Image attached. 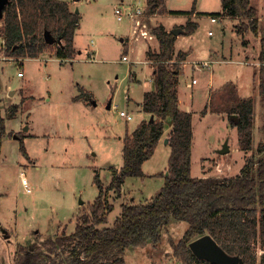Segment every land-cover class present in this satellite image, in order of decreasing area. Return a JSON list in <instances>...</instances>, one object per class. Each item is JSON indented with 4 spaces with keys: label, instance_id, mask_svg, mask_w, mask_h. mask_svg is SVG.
I'll return each instance as SVG.
<instances>
[{
    "label": "rangeland",
    "instance_id": "rangeland-1",
    "mask_svg": "<svg viewBox=\"0 0 264 264\" xmlns=\"http://www.w3.org/2000/svg\"><path fill=\"white\" fill-rule=\"evenodd\" d=\"M129 1L124 0V3ZM70 2L82 17L75 36L76 45L83 51L80 58L61 64L57 57V43L37 58L20 60L0 52V99L6 131L25 134L24 142L29 153V158L23 155L16 137L9 134L4 137L0 153V218L5 227L13 225L18 240L28 237L27 244L23 245L28 252L36 251L35 244L42 242V238L73 232L77 218L89 213V205L98 195L95 174L99 173L101 183L106 187L112 180L110 168L123 165V141L119 134H124L127 129L132 131L146 114L141 110L132 111L134 119L127 121L120 116V111L134 110L136 102L150 87L152 69L146 59V50L158 51L160 47L152 31L153 34L145 39L129 41V20L120 22L114 13L115 6L123 1ZM194 2L167 0V7L190 11ZM252 5L264 16V0H252ZM220 11L222 0H196L192 20L198 22L199 27L192 34H182L177 41L178 49L193 48V58H198L185 64V74L180 77L179 85L181 105L194 109L191 111L194 176H233L253 153L239 148L237 128L231 125V117L225 112L224 107L235 99L253 97L255 100L254 151L264 138V98L256 90L258 82L254 77L263 49L264 19L259 21L261 31L258 33L248 29L245 30L247 36H238L241 19L236 22L220 16L216 22L211 20L209 14ZM162 13L167 16L154 15L150 28L162 25L163 21L166 24L173 21L169 29H183L188 18L167 11ZM121 36L128 39V46ZM244 45L247 50H243ZM222 47L228 50L227 59L230 61L210 65L208 52ZM125 55L129 60H123ZM205 61L209 62L208 66L198 63ZM133 65L142 79L140 83L131 80ZM19 72L23 75L20 76ZM193 79L196 83H192ZM78 84L91 92L93 100L90 105L81 101L84 99L74 100L79 91ZM211 86L212 92L207 100V90ZM192 92L194 99L190 100ZM129 97L132 98L130 103ZM205 99L211 108L208 115L202 110ZM96 101L97 106L93 104ZM110 101L112 107L108 109ZM13 105H17L18 110L9 117ZM220 105L224 113L213 110ZM170 129L167 122L165 132ZM166 138L145 162L144 170L150 176L127 177L120 194L110 191L109 201L114 208L108 215V222L101 227L114 224L123 203L147 202L161 190L164 176L160 173H167L171 154V147L164 144ZM226 141L229 151L221 153ZM28 187L31 190L28 191ZM188 226L187 221L172 218L168 225L161 227L158 245L149 242L144 247H128L124 253L126 264H185L175 254L174 244L182 239ZM36 230L40 236H35ZM30 239L34 242H28ZM15 243L16 240L12 239L11 250L13 247L19 249ZM3 248L5 250L6 246ZM254 251L260 262L264 254L260 239L254 242ZM0 264L18 263L15 256L8 263L0 259Z\"/></svg>",
    "mask_w": 264,
    "mask_h": 264
},
{
    "label": "trees",
    "instance_id": "trees-1",
    "mask_svg": "<svg viewBox=\"0 0 264 264\" xmlns=\"http://www.w3.org/2000/svg\"><path fill=\"white\" fill-rule=\"evenodd\" d=\"M165 3L166 0H147L148 17L144 21L149 23L152 15L163 11ZM195 10L196 0L190 11L169 12L193 14ZM209 15L240 18V33L248 29L254 33L259 31L258 9L252 5V0H222V11ZM80 22V13L73 11L65 0H10L0 20V38L4 41L0 52L15 59L34 58L57 43V56L73 58L77 52L75 34ZM197 27V22L189 20L184 26L185 34L193 33ZM46 31L55 38V43L46 41ZM151 31L160 42L158 51L148 49V56L154 63L155 90L144 96L142 106L149 117L123 138V165L110 168L112 180L106 187L99 173L95 174L98 195L89 205V213L77 218L73 232H62L36 243L34 252L20 245L16 254L18 264H126V249L144 247L149 242L158 245L161 227L168 225L172 218L189 223L182 239L174 244L175 254L185 264H215L198 258L189 247L192 240L206 233L211 234L227 253L240 256L242 263L239 264H264V254L258 262L254 251L257 239L264 245V138L254 151L255 100L253 97L237 98L224 107L231 117V125L237 128L239 148L253 152L239 173L226 177L194 176L193 113L179 107L177 92L182 62L188 52H179L174 57L176 34L161 24L150 28ZM262 43L256 75L258 93L264 98V37ZM77 86L79 93L74 100H93L84 86ZM214 109L221 112L223 107ZM17 110V105L11 106L9 117ZM167 122L171 127L168 135L171 154L167 173H160L164 176L161 190L147 202L123 203L114 224L101 227L108 222V215L114 208L109 201L110 191L120 194L127 177L149 175L144 163L153 156L164 137ZM262 129L264 133V123ZM7 134L19 139L23 155L29 158L25 134L6 131L0 99V153Z\"/></svg>",
    "mask_w": 264,
    "mask_h": 264
},
{
    "label": "crops",
    "instance_id": "crops-1",
    "mask_svg": "<svg viewBox=\"0 0 264 264\" xmlns=\"http://www.w3.org/2000/svg\"><path fill=\"white\" fill-rule=\"evenodd\" d=\"M65 1H67L69 4H70V7H71V9L73 10V11H75V9H74V7H73V3L72 2H70V0H65ZM118 1V3H120L121 1H123L124 2V0H117ZM131 1V0H130ZM117 4V3H116ZM163 11H167L168 13H169V11H172V10H170L168 7H167V0H166V3H165V6H164V9H163ZM155 16L157 15V16H163V18H165L167 15H165L164 13H162V11H160V12H157L156 14H154ZM153 15V16H154ZM179 15V14H178ZM181 15H185V16H187L188 18H186L185 19V22H184V26L187 24V22L189 21V20H192V17L195 15V13H193L192 15H190L189 13H181ZM154 16V17H155ZM161 16V17H162ZM258 16H259V21L260 20H263L264 19V16H261L260 15V11H258ZM226 17H229V16H226ZM1 20V19H0ZM81 20H82V17H81ZM164 20V19H163ZM233 20H235L236 22L239 20L240 21V18H235V19H233ZM193 21V20H192ZM196 22V21H195ZM173 23V21H171L169 24H166V23H164V21H163V26L165 27V29L167 30V31H169V30H171V31H173L174 29H169L170 27H171V24ZM182 23V22H181ZM197 24H198V27H199V23L197 22ZM80 25H81V22H80V24H79V27H78V29L80 28ZM259 25H260V31H261V22L259 23ZM184 26H183V31H181V32H178V34H176V40H175V50H174V57L179 53V52H188V55H187V57H186V59L185 60H183V64L184 65H182V70H183V66H184V70H183V72H182V74L180 75V77L183 75V74H185V64L187 63V62H189L190 63V61L191 60H198V58H193V55H194V50H193V48H190V49H185V48H177V41L179 40V38H180V36L182 35V34H185V30H184ZM197 27V28H198ZM196 28V29H197ZM237 28V27H236ZM77 29V30H78ZM179 29V28H178ZM195 29V30H196ZM179 31V30H178ZM77 32V31H76ZM249 32H253V31H249ZM194 33V32H193ZM237 33H238V36H240V35H243L244 37L245 36H247L248 35V32L247 31H245V32H242V33H240L239 31H237ZM254 33V32H253ZM192 34V33H191ZM255 34V33H254ZM185 35H189V34H185ZM75 36H76V34H75ZM129 37V36H128ZM121 40L124 42V44H126V46H128L127 44H128V39L127 38H125V37H122L121 36ZM75 46H76V49H77V52H76V54L74 55V57L73 58H67V59H63V58H61V57H59V56H57L58 57V59L60 60V63L61 64H65L68 60H77L78 58H80V56L82 55V53H83V51L76 45V41H75ZM247 45H244L243 46V50L244 49H248V47H246ZM128 49V48H127ZM233 50H234V47L232 46L231 47V50H230V54L232 55L233 54ZM232 51V52H231ZM229 52H228V50L226 49V48H224V47H222V48H220V49H218V50H212V51H210V52H208V57L209 58H211L209 61H210V65L213 63V62H216V63H225V62H228V61H230V60H228L227 58H228V56H227V54H228ZM90 55H92V53H89ZM25 58H30V57H25ZM24 58V59H25ZM34 58H37V57H34ZM146 59H147V61H148V63L150 64V66H151V69H152V71H151V74H150V76H151V85H150V87L148 88V90H146V91H144V93H143V98H141V100H138L137 102H136V104H137V107L133 110H131V111H128L127 110V112L128 113H130V114H132L133 115V118L131 119V120H133L134 119V116H135V113H133L132 111H135V110H137V111H139L140 112V110L141 111H143L144 112V110H143V102H144V96H145V93L146 92H148V91H154L155 90V84H154V80H153V72H154V63H153V60L152 59H150V57L148 56V51L146 50ZM246 59H247V61H250L249 60V58L248 57H246ZM124 60V59H123ZM192 61V62H193ZM191 62V63H192ZM250 63H251V61H250ZM261 63V62H260ZM259 66V65H258ZM192 68H195L194 66L192 67ZM208 68V67H207ZM258 68V67H257ZM256 71H257V69H256ZM256 71H255V73H254V77H255V79L257 80V82H258V76L256 75ZM130 72H131V80L132 81H137V82H142V79L140 78V76H139V74H138V71H137V69L134 67V65H133V67L131 66V68H130ZM180 77H179V81H178V86H177V92H178V97H179V107L182 109V110H186V111H192V110H194V109H191V108H184V105H181V103H182V100H181V96H180V88H179V85H180ZM211 77H212V74H211ZM208 82H210V80H208ZM210 84V83H209ZM256 90H257V87H256ZM212 92V86H211V88H210V90L208 89L207 90V95H208V98H207V100L209 99V97H210V93ZM257 92H258V90H257ZM78 93H79V91H78ZM77 93V94H78ZM91 93V92H90ZM259 94V93H258ZM260 95V94H259ZM213 97V96H212ZM1 98V97H0ZM131 99L132 98H128V102L130 103V101H131ZM189 99L190 100H193L194 99V93L192 92V93H190L189 94ZM207 100L205 99L204 100V102H203V105H204V107H203V112L205 113V115H208V114H210V109L211 108H209L210 106L208 105V103H207ZM75 101H78V100H75ZM81 101H83L85 104H87V105H90L91 103H92V101H90V100H81ZM93 104L94 105H98L97 104V101L96 102H93ZM109 104H110V107H109ZM108 104V106H107V108L109 109H111V107H112V101H110V103ZM190 104L191 105H193V103L192 102H190ZM139 109V110H138ZM214 109V108H213ZM193 112V111H192ZM145 114H146V116L145 117H143L142 119H145V118H147V116L149 115L148 113H146V112H144ZM121 116V115H120ZM122 117V116H121ZM122 118H124V117H122ZM125 119V118H124ZM127 121H129V120H127ZM142 121V120H141ZM140 123V122H139ZM138 123V124H139ZM137 124V125H138ZM137 127V126H136ZM135 127V128H136ZM134 128V129H135ZM133 129V130H134ZM132 130V131H133ZM132 131H129V129H127L126 130V132H124V134H119V138L121 139V141H123V138H124V136L129 132V133H131ZM31 135V134H30ZM169 135V132H165V134H164V137L162 138L163 140H164V138H166L167 136ZM162 141V140H161ZM164 144L165 145H167V146H169V144H168V142L166 143V142H164ZM159 145V144H158ZM157 149V148H156ZM154 155V154H153ZM144 165H145V163H144ZM25 185H26V183H25ZM28 189L29 190H31L29 187H28ZM27 189V190H28ZM28 190V191H29ZM83 203V202H82ZM13 225H9V227L7 228V227H5L4 225H3V221H2V219L0 218V259H1V261L2 262H4L5 261V263H8L9 261H10V259L11 258H13V257H15L16 256V254H17V251L18 250H15V247H13V249L11 250L10 249V242H12V239H15L16 240V243H15V246H17V247H19L20 245H25V244H27L26 242V240L28 239V237L25 239V240H18V236H17V230L14 228V227H12ZM76 227V226H75ZM13 230V231H12ZM68 234V233H67ZM3 235V236H2ZM31 235V234H30ZM41 234H40V232H39V230H36V234H35V236H40ZM3 237V238H2ZM37 238V237H36ZM45 238H42V239H40V240H44ZM26 241V242H25ZM34 242V241H32L31 239L28 241V242ZM30 242V243H31ZM4 246H6V248H5V250H4Z\"/></svg>",
    "mask_w": 264,
    "mask_h": 264
},
{
    "label": "built area",
    "instance_id": "built-area-1",
    "mask_svg": "<svg viewBox=\"0 0 264 264\" xmlns=\"http://www.w3.org/2000/svg\"><path fill=\"white\" fill-rule=\"evenodd\" d=\"M121 5H125L126 8H123ZM114 13L118 19V21H123L124 19L129 20L130 22V34H129V41H138L142 38H147L148 35L152 34L150 32V25L148 22L144 21L148 17L147 11V0H131L128 3L122 2L119 6H115ZM211 20L216 22L219 20L220 16L216 15H209ZM153 17V15H152ZM151 17V19H152ZM150 19V20H151ZM149 26V30L147 27ZM0 44L3 45L4 41L0 38ZM0 45V46H1ZM125 61L129 60L127 55L123 56ZM22 60V59H20ZM197 63V62H196ZM203 66H208L209 62H198ZM19 75L22 76L23 72H19ZM192 83H196V79H193ZM120 115L124 117L126 120H131L133 115L128 113L125 110L120 111ZM29 190V189H28Z\"/></svg>",
    "mask_w": 264,
    "mask_h": 264
},
{
    "label": "water",
    "instance_id": "water-1",
    "mask_svg": "<svg viewBox=\"0 0 264 264\" xmlns=\"http://www.w3.org/2000/svg\"><path fill=\"white\" fill-rule=\"evenodd\" d=\"M10 0H0V19L4 17V9ZM179 30V31H178ZM183 31L182 29H174L173 33L178 34V32ZM45 38L48 43H55V38L52 37L49 31L45 32ZM110 107V104H109ZM154 116H151L153 120ZM168 138L165 139L167 143ZM229 151L228 142L224 143V146L220 149L221 153H226ZM189 247L193 253L200 259L208 260L210 263L215 264H239L242 263L240 256L231 255L227 253L219 243L213 238L209 233H206L200 237L195 238L189 243Z\"/></svg>",
    "mask_w": 264,
    "mask_h": 264
}]
</instances>
